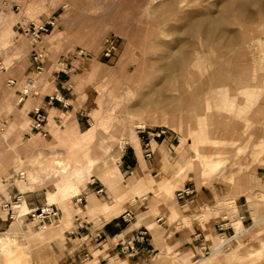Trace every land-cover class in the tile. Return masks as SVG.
Here are the masks:
<instances>
[{"label":"rangeland","instance_id":"374dc122","mask_svg":"<svg viewBox=\"0 0 264 264\" xmlns=\"http://www.w3.org/2000/svg\"><path fill=\"white\" fill-rule=\"evenodd\" d=\"M225 3L0 0L7 68L0 71V264H132L123 256L101 259L93 253L98 242L75 239L116 203L131 212L128 224L165 207L170 220L205 230L207 241L184 253L159 242L144 264H264V11L251 6L243 20L230 12L215 42L186 32L201 16L220 17ZM30 22L53 23L38 47L47 54L40 97L56 78L69 102L50 112L40 135L29 132L17 93L1 90L10 78L17 79L11 86H23L29 75L31 40L22 28ZM182 50L191 66L161 71ZM57 61L73 70L53 73ZM160 90L153 99L167 104L151 112L144 100ZM122 152L135 153L151 170V193L129 190ZM19 170L25 180L16 178ZM184 188L192 193L178 200L175 192ZM18 191L35 202L33 214L24 216L30 211L24 202L2 210ZM48 206L57 217L42 222L38 215ZM222 222L229 227L219 231ZM221 237L229 250H200L220 245Z\"/></svg>","mask_w":264,"mask_h":264},{"label":"crops","instance_id":"0c3cea01","mask_svg":"<svg viewBox=\"0 0 264 264\" xmlns=\"http://www.w3.org/2000/svg\"><path fill=\"white\" fill-rule=\"evenodd\" d=\"M29 56L30 52L27 55L29 63V66H27L26 68L27 71L30 70ZM0 61L4 66V72H6L7 68L4 65L3 57H0ZM11 62L12 60L10 61L11 65L17 64L16 62ZM24 74L25 72H23V75ZM10 79L15 81L14 85L17 84V79ZM10 79H7L6 82ZM52 83L54 86L46 87H49V89L51 87V93L57 92L62 96L61 93L65 86H60L59 83H63V81L54 78L52 79ZM9 89H11V91H13V93L15 94L19 91L20 87L10 86L7 84V86H3L1 90L7 92V90L9 91ZM48 95L49 93H45L42 98L39 95L37 97L29 98L25 101L23 106L24 108H27V116L29 118L30 112L34 107H36L33 105H35L36 103L46 112L47 117L49 116L52 110L55 111L58 110V108H61L58 103L49 105L47 101ZM120 163L122 169H125L127 175H129L130 177L131 181L129 185V190L132 193H151L147 192L149 189V185L148 180H146L147 173H151V170L148 168L147 165H145V167L141 166L135 153H133V155L130 157L129 152H122ZM260 178L264 179V176H261ZM152 187L154 186L150 185V188ZM17 194H19V191L15 192L12 197L11 195H9V197L14 198ZM138 198L139 197H137V199ZM238 200L239 198L235 199V201ZM22 202L26 204L27 209L30 211L38 209V207H36L35 202H32L30 195L22 196ZM117 211L121 212L116 215ZM126 212L129 211L126 208L122 210V206L120 203H116L111 206L107 205L105 208L102 209V212L99 214L101 216V218L98 219L100 223L92 224L91 226L87 227V235L81 236L80 232L76 231L75 239L79 240L80 236V239H82L84 242L87 240L98 242V244L94 246V249L96 250L93 253L99 252L101 259H105L107 257L110 259L119 258V247L123 244L132 241L135 245V248L137 249L136 255L134 256V258H128L123 256L127 260L133 259L132 264H144L148 260L147 258L152 253L159 251V242L163 246H167L170 251L184 253L185 250H189L192 247L199 245L204 240L207 241V236L204 229L198 228L199 226H194L193 224H190V226H183L181 224L180 219L170 220L171 214L165 207L160 208L159 215L155 217L149 214L141 218H137L136 216H134V223L129 224L123 221L122 219V215ZM154 220L156 221L157 226L153 222ZM141 232L145 233L143 239L141 238ZM97 233L100 234L99 239L96 238ZM86 238L87 240H85Z\"/></svg>","mask_w":264,"mask_h":264},{"label":"built area","instance_id":"2783aa9c","mask_svg":"<svg viewBox=\"0 0 264 264\" xmlns=\"http://www.w3.org/2000/svg\"><path fill=\"white\" fill-rule=\"evenodd\" d=\"M52 22H46V23H35L30 22L28 25H25L22 28V31L26 34H30V40H31V51H30V70L29 75L25 77L23 86L20 87L19 91L17 92V105L24 104L25 101L29 98L37 97L40 95V79L42 75L45 73V64L47 59V54L41 50L38 49V47L43 42V37L49 32L50 26H52ZM112 50H114L113 47H110L109 50H107L108 55ZM81 52L79 53V55ZM4 70V66L2 62L0 61V71ZM73 70L70 68L69 62L64 61H57L54 65L53 73L59 75L64 74L67 75L69 71ZM8 85H14L15 81L10 79L7 81ZM47 101L49 105H53L55 103H58L62 109H67L69 107V102L67 99H65L63 96L58 94L57 92H52L47 96ZM6 121L3 122L2 126ZM47 125V114L46 112L39 106H36L32 109L30 112V126H29V132L30 133H37L45 134V127ZM16 178L19 180H25V172L22 170L17 171ZM192 191L189 188H184L177 190L175 192V196L178 200H183L185 198H188L191 195ZM22 196L23 194L19 192L14 197V201H12V198H9V200H4L1 204V208L4 212L7 214L9 211H13L14 209L18 208V204L22 203ZM33 214V211H29L26 215ZM34 216V215H32ZM55 217H57V213L55 212L54 208L52 206H48L46 208L41 209V213L38 215V218L41 219L42 222L44 220H52ZM122 219L125 222H130L132 220V216L129 212H126L122 215ZM225 219V218H224ZM227 221V220H226ZM229 227L228 222H222L218 226L219 231H224ZM143 232H141V238L144 237ZM96 238H100V234H96ZM200 250L204 251L207 254H220L224 252L225 250H229V239H224V237H221V243L220 245L209 248L206 246H202ZM137 253V249L135 248V245L133 242H128L126 244H123L119 247L118 254L119 256H125L128 258H133Z\"/></svg>","mask_w":264,"mask_h":264},{"label":"bare ground","instance_id":"6f19581e","mask_svg":"<svg viewBox=\"0 0 264 264\" xmlns=\"http://www.w3.org/2000/svg\"><path fill=\"white\" fill-rule=\"evenodd\" d=\"M168 6V5H167ZM254 7L259 11H264V6L261 0H226V3L222 7V15L220 17H211V15H205L199 17L195 22H191L187 26V35L189 37H195L198 33H202L203 37L207 41H214L217 38L222 37L223 29L229 25L228 16L230 12L234 11V14L241 20L245 19L249 7ZM166 6L162 7L165 8ZM226 29V28H225ZM233 42V40H231ZM236 41V39L234 40ZM215 42V41H214ZM228 46L230 45V40L227 42ZM178 53V54H177ZM176 55L170 58L171 60L164 67L160 68L165 74L173 72L175 69L179 72L184 71L186 68L191 66V56L187 53L186 50L180 52L177 51ZM172 54V53H171ZM170 54V55H171ZM197 65V64H195ZM159 69V70H160ZM196 69V68H194ZM161 87V86H160ZM163 92L155 91L151 97L148 99L145 98L144 105L149 108V111L154 112L158 109H162L166 106L167 101H157L153 99L154 95L161 96ZM156 96V97H157ZM163 99V98H162ZM166 100V99H165ZM143 103V102H142ZM76 176H80L81 173L75 172ZM21 207V204L18 206V209Z\"/></svg>","mask_w":264,"mask_h":264}]
</instances>
